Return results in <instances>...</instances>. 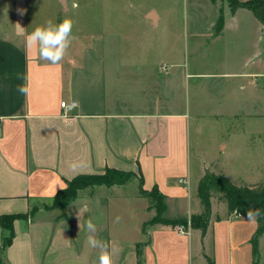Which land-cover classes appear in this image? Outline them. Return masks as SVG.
Returning <instances> with one entry per match:
<instances>
[{"label": "crops", "instance_id": "0c3cea01", "mask_svg": "<svg viewBox=\"0 0 264 264\" xmlns=\"http://www.w3.org/2000/svg\"><path fill=\"white\" fill-rule=\"evenodd\" d=\"M180 2L85 0L77 6L80 30L72 33V48L52 65L25 43L42 24L40 3L34 17L27 0H0V216L35 211L14 222L4 264H94L99 249L86 241L90 218L97 237L120 249L113 264H138L137 245L149 239L144 264H254L257 217L231 216L218 199L212 200L205 238L199 229L179 234L164 225L148 227L144 235V222L156 215L149 205L137 236L127 223L110 227L104 186L83 190L65 210L52 208L67 181L107 168L136 173L147 191L157 186L166 197V218L188 221L203 211L198 186L206 169L235 184L264 181V24L249 8L222 9L209 1L215 14L207 20L208 35L193 34L183 44L172 10ZM63 11H70L69 0ZM221 16L224 26L216 35ZM198 18L192 21L198 24ZM203 46L207 60L199 61ZM162 66L169 67L166 73ZM24 84L27 95L17 90ZM62 102L76 107L66 113ZM206 116L237 118L246 126L224 139L221 171L205 164L193 188L190 128ZM251 121L260 129L250 128ZM237 134L241 144L235 146L230 139ZM256 137L259 147L252 143ZM73 162L80 165L76 170ZM238 164L256 170L253 180L236 171ZM5 236L0 227V249ZM259 252L258 264H264V234Z\"/></svg>", "mask_w": 264, "mask_h": 264}, {"label": "rangeland", "instance_id": "374dc122", "mask_svg": "<svg viewBox=\"0 0 264 264\" xmlns=\"http://www.w3.org/2000/svg\"><path fill=\"white\" fill-rule=\"evenodd\" d=\"M30 10V15L36 16V11L34 10L35 4L40 3V11L42 24L44 25L47 20H53L55 23L61 22L65 18H71L74 21V26L72 33L80 30V18L79 11L77 9L78 5H81L85 0H69L70 11L64 12L62 6L58 4L59 0H27ZM212 1L218 7L226 9L227 6L232 9L239 8L238 4L232 0H181L177 4L175 9L176 15L179 18L180 31L182 33V42L183 44L188 42L191 43V36L193 34H198L202 36L208 35L209 24L207 20L215 14V9L211 6L210 2ZM258 2H264V0H258ZM56 9L54 12L55 16L50 15V7ZM48 8V9H47ZM47 11V12H46ZM197 16L200 20V23L195 24L192 21V17ZM31 17V16H30ZM48 18V19H47ZM205 38V37H204ZM203 38V39H204ZM74 38L72 39L73 42ZM72 47H69L70 49ZM207 46H203L200 49V55L197 57L200 60L206 61L207 57ZM68 51V50H67ZM203 64V63H202ZM201 66V64H200ZM205 96V95H204ZM206 97V96H205ZM207 107V105H206ZM206 107L203 110L207 111ZM243 120L235 118H220L218 120H212L209 116L204 117L203 119L197 121L196 126L194 122L190 128L191 135V180L193 188L196 186V183L199 181L200 176L202 175L203 168L205 164H213L212 169L215 171H221L219 163L222 161V146L224 145V139L229 141V133L234 130H242L245 128ZM252 124V126H251ZM253 124H255L253 126ZM241 126V127H240ZM248 126L252 129H260V124L258 121H251L248 123ZM240 127V128H239ZM237 128V129H235ZM261 128H264V122H261ZM230 143L236 144L238 146L241 144L239 134L235 137H231ZM252 143L258 147L262 145L261 139L256 137L253 139ZM264 144V143H263ZM236 171L242 174L243 178L247 181L253 180V177L256 176V170L251 169L250 166L238 164ZM98 187L89 188L97 190ZM102 193L105 194L102 197V201L107 204V211L105 216V221L110 223V227L114 228L117 224L120 226L122 223H127V225L132 229L134 235H138V227L141 224L142 220H145L149 215L147 214L146 207L149 205L150 212H155L154 206L151 204L150 200L144 198L140 195L139 190V180L137 178L129 181L125 186L109 190V188L102 187ZM113 194V195H112ZM48 208V207H46ZM35 211L32 210L28 216L32 215ZM167 216H171L167 214ZM119 217V220H117ZM191 220V219H190ZM137 230V231H136ZM137 233V234H136Z\"/></svg>", "mask_w": 264, "mask_h": 264}, {"label": "trees", "instance_id": "16d2710c", "mask_svg": "<svg viewBox=\"0 0 264 264\" xmlns=\"http://www.w3.org/2000/svg\"><path fill=\"white\" fill-rule=\"evenodd\" d=\"M237 3L239 7L249 8L264 24V2L258 0L242 3L237 0H232ZM235 10V9H233ZM224 26V18L219 19L215 34L221 33ZM134 178H138L142 197L150 200L151 204L156 210V215L149 221L144 222L142 232L148 236L147 228L154 225L173 226L187 225V219H168L166 218V197L163 195L157 186L151 191L144 188V180L138 177L132 171H124L116 168H107L103 173L99 174H80L73 179L67 181V188L59 191L53 201L52 208L65 210L74 200H76L80 192L89 188L95 187H113L118 185H125ZM198 197L201 200L203 211L200 214L191 217V227L199 229L202 232V238H205L212 217V200L218 199L225 201L228 204L229 214L231 216L248 217L247 212L252 211L257 217L258 228L252 237L254 264L259 262V240L264 234V181L256 184H235L222 174H216L211 169H206L204 176L201 178L198 186ZM151 206H149L150 209ZM239 210L238 214L236 210ZM26 215L5 214L0 216V227H2L6 236L4 238L3 246L0 249V264H4L2 254L12 245L15 232L14 222L19 219L27 220ZM150 243L142 242L137 245L138 264H144V248Z\"/></svg>", "mask_w": 264, "mask_h": 264}, {"label": "clouds", "instance_id": "9594fccd", "mask_svg": "<svg viewBox=\"0 0 264 264\" xmlns=\"http://www.w3.org/2000/svg\"><path fill=\"white\" fill-rule=\"evenodd\" d=\"M73 26L74 21L71 18H65L59 23L47 20L44 25L35 27L26 36V47L36 49L41 60L47 61L52 65L59 64L71 46ZM17 90L23 95L29 93V88L26 84L18 86ZM79 166L76 162L70 165L72 170H76ZM238 213L239 210L237 209L234 214ZM254 215L255 213L252 211L247 212L248 219H253ZM117 220H119V217H117ZM179 227H181L182 231V226ZM85 229L88 233L86 237L88 246L92 249H99L98 258L94 264H113V257L118 255L120 249L118 247L110 248L105 241L97 237L99 229L94 219L90 218L86 221Z\"/></svg>", "mask_w": 264, "mask_h": 264}, {"label": "built area", "instance_id": "2783aa9c", "mask_svg": "<svg viewBox=\"0 0 264 264\" xmlns=\"http://www.w3.org/2000/svg\"><path fill=\"white\" fill-rule=\"evenodd\" d=\"M169 67L167 66H162L160 67V70L163 72V73H166L168 71ZM62 108L65 110L66 113H69V112H72L75 107H76V103L72 102V103H66V102H62L61 104ZM181 183H187V180L185 179H181L180 180ZM179 226H182V231H181V227ZM191 228V221H188V224L187 225H177L176 226V231L179 233V234H187L188 233V229Z\"/></svg>", "mask_w": 264, "mask_h": 264}, {"label": "water", "instance_id": "95a60500", "mask_svg": "<svg viewBox=\"0 0 264 264\" xmlns=\"http://www.w3.org/2000/svg\"><path fill=\"white\" fill-rule=\"evenodd\" d=\"M59 3H60V5L62 6V8L64 10L67 9V7H68V0H59Z\"/></svg>", "mask_w": 264, "mask_h": 264}]
</instances>
